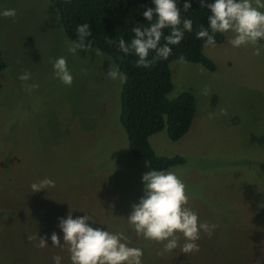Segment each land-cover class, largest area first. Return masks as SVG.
Listing matches in <instances>:
<instances>
[{"label":"rangeland","instance_id":"374dc122","mask_svg":"<svg viewBox=\"0 0 264 264\" xmlns=\"http://www.w3.org/2000/svg\"><path fill=\"white\" fill-rule=\"evenodd\" d=\"M5 9H15L16 17L0 16V264H54L56 255L60 264H71L67 247L51 241L56 232L63 244L59 218L69 212L74 219L87 214L93 227L123 232L130 247L142 249V264H264L263 43L257 56L251 45L233 47V33H221L215 47L202 45L213 71L169 63L167 96L190 92L193 115L177 140L163 128L148 141L157 155L183 157L184 163L164 170L184 182L187 207L199 221L217 227L211 238L201 233L198 252H164L163 243L138 237L128 223L144 195L142 176L151 169L129 153L118 116L122 83L102 68L103 61L108 70L115 64L96 48L69 53L48 0H0ZM60 56L71 86L53 76L51 61ZM25 71L32 75L27 83L39 85L31 92L19 79ZM45 178L55 186L31 192V184ZM38 236L47 239L45 248L36 246Z\"/></svg>","mask_w":264,"mask_h":264},{"label":"clouds","instance_id":"9594fccd","mask_svg":"<svg viewBox=\"0 0 264 264\" xmlns=\"http://www.w3.org/2000/svg\"><path fill=\"white\" fill-rule=\"evenodd\" d=\"M201 8L210 9L208 25L211 31L201 28L195 33L196 38L204 41L205 47L216 46V33H233L229 43L239 48L241 46L253 47V55L261 54L260 42L264 40V3L255 0H215L207 3L199 0ZM154 8L148 7L143 11L144 18L151 22L147 27L135 26L131 29L134 33L130 42L121 38L115 43L118 49L125 54L137 57V67L150 68L158 61L167 60L172 49L170 45H178L184 38L185 32H192L193 21L181 17V9L176 0H153ZM191 8L189 0H184L183 10L187 12ZM0 16L15 18V9L0 11ZM155 16V22L153 18ZM170 29V34L165 35L164 29ZM78 39L69 43L67 51L73 55L78 49L92 50L91 43H86V38L92 35L88 23L78 24L76 29ZM163 39L164 43L161 44ZM97 56H102L100 49H95ZM179 62L184 63L185 58L179 57ZM53 76L64 85L71 86L73 76L68 68L64 56L51 61ZM109 79L119 80L124 83L127 80L125 73L115 65L109 68ZM32 78L30 72L25 71L19 76L22 87L31 92L39 87L38 84H28ZM211 115V114H210ZM222 115L229 116L227 109L222 110ZM144 195L139 203L132 205V211L127 216L130 227L136 235L144 239L163 243V251L171 252L179 248L180 252L191 254L200 250L197 241L203 232L209 238L214 233L217 225L209 222H200L198 214L187 207L189 196L186 194V185L175 172L155 170L144 173L142 176ZM54 181L45 178L38 183L31 184V192L54 187ZM90 217L83 216L73 218L71 212L67 218H59L58 227L63 232V244L56 232L51 234L52 245L67 247L71 264H142L143 251L137 247H130L128 237L123 232L110 233L101 227H93L88 221ZM182 234L185 243L179 244L177 234ZM37 237L30 236L29 240ZM48 245L45 237L38 236V248ZM162 253H158L160 255ZM54 264H60L61 257L53 256Z\"/></svg>","mask_w":264,"mask_h":264},{"label":"trees","instance_id":"16d2710c","mask_svg":"<svg viewBox=\"0 0 264 264\" xmlns=\"http://www.w3.org/2000/svg\"><path fill=\"white\" fill-rule=\"evenodd\" d=\"M58 13L59 22L67 39H78L76 27L88 23L92 35L86 38L92 48H98L110 57L119 70L126 74L127 80L121 84L119 93V122L125 132L131 156L143 159L152 170L184 163L179 154L157 155L149 144L148 137L165 129L170 140H177L187 130L194 111V99L190 92L182 91L172 98L167 94L172 88L169 63L183 56L185 62L198 63L208 71H213V61L202 53L204 41L197 39L195 33L201 28L208 29L210 9L201 8L199 0H189L191 8L183 10L184 0H176L181 9V17L193 21L192 32H185L178 45H170L172 52L167 60L158 61L150 68L137 67V57L121 52L115 43L123 38L130 42L135 26L147 27L151 22L143 16L148 7H155L153 0H48ZM214 3L215 0H206ZM155 16L152 22H155ZM170 34V29H164ZM216 43L222 41L221 33L215 34ZM163 39L161 44H163ZM264 44V40L261 41ZM5 63L0 51V71ZM108 71V62H102ZM263 264V263H258Z\"/></svg>","mask_w":264,"mask_h":264}]
</instances>
